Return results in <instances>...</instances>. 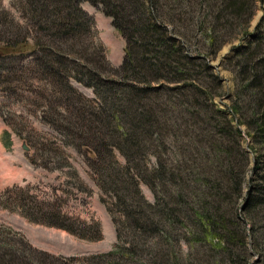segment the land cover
Segmentation results:
<instances>
[{"label":"trees","instance_id":"16d2710c","mask_svg":"<svg viewBox=\"0 0 264 264\" xmlns=\"http://www.w3.org/2000/svg\"><path fill=\"white\" fill-rule=\"evenodd\" d=\"M85 1L111 17L126 39L119 67H113L104 47L93 41L95 22L81 6ZM258 1L17 0L21 17L33 29H24L14 18L1 23L0 83L11 82L6 70L15 71L5 61L30 53L38 74L42 72L56 90L52 102L74 109V115L57 113L48 104L51 91L37 87L40 99L47 102L39 106L49 112L46 121L59 129L64 125L66 146L81 150L98 186L114 193L115 202L109 206L121 243L97 258H112L113 263L118 260L113 257L125 256L124 264H149L138 259L140 251L149 250L146 258L149 254L152 263L163 264L164 256L170 261L171 254L161 248L162 239L172 249L182 236L190 245L206 244L211 237L218 244L210 258L223 255L219 264H248L250 251L259 253L257 261L264 264V28L259 25V33L249 36ZM51 29L58 30L61 40L49 38ZM31 37L35 43H30ZM236 39L241 43L232 46L225 65L235 75L236 91L225 111L213 103L222 92V81L211 62ZM192 45L198 50L191 51ZM74 81L93 89L96 99L85 96ZM230 117L246 127L257 154L254 186L243 211L255 236L251 247L240 217L249 153L242 144V128ZM65 150L49 152L66 158ZM117 151L127 160L125 166ZM151 156L154 166L149 165ZM141 180L153 190L154 204L144 199ZM25 190L22 197L8 199L22 200L28 212L37 209L40 215L28 213L31 220L90 239L91 224L63 213L60 203L32 202L37 197H28ZM160 230L164 236L156 242ZM149 238L157 245L151 250L145 246ZM172 251L174 264H190L182 261L180 249ZM0 264L31 263L0 241Z\"/></svg>","mask_w":264,"mask_h":264},{"label":"rangeland","instance_id":"374dc122","mask_svg":"<svg viewBox=\"0 0 264 264\" xmlns=\"http://www.w3.org/2000/svg\"><path fill=\"white\" fill-rule=\"evenodd\" d=\"M16 1L0 0V32L5 29L4 24L1 23L11 18H14L16 23L21 24L24 29H33L21 17ZM184 4L190 5V2ZM81 6L84 10L87 7L94 13L93 41L104 47L109 61L110 58H117L116 55H119V57L124 55L122 58L123 63L127 42L123 34L114 26L112 18L108 16L111 18L112 23H106L105 21L109 18L89 2H82ZM99 15L101 16L99 17ZM259 25L264 28V1L260 0L257 2L255 15L251 21L250 37L259 33L262 29H257ZM49 31L52 32V37L49 38H52L55 42L61 40L56 34L58 30L51 29ZM249 36L243 42L250 40ZM197 37L202 38L200 34ZM29 40L30 43H35L34 37ZM194 42L195 40H191L192 44ZM240 43L236 39L233 43L226 44L211 62L213 70L220 76L222 81V92L214 96L213 103L225 111L231 107L236 91L235 75L230 69L225 68V65L228 58L233 54L232 46ZM190 50L198 49L197 46L192 45ZM19 59L21 62L16 61ZM31 59L32 57L28 53L23 57H13L6 60L7 67H13L15 71H12V68L6 70L5 74L12 77L11 82L0 83V241L8 246H13L15 252L17 251V255L24 256L25 260L31 264H124L125 256L113 257L118 259L113 263H111L112 258L108 261L97 258L99 255L114 251L115 246L121 243L114 216L111 212L112 208L109 206L111 202H115V196L114 193H108L98 186L95 181L94 170L87 166L82 151L73 146H66V134L63 132L64 125L59 129L46 121L50 117L49 112H45L39 106L40 104H47V102L40 99L36 92L37 87L42 89L47 87L48 91H51L52 96L50 99L47 97L48 104L54 107V111L57 110V113L63 112L62 114L66 115L72 112L74 115V109L65 103L52 102L53 96H56V90L51 86V81L44 79L45 76L42 72L38 74L35 68L36 65ZM110 63L115 67L111 61ZM73 84L88 98L96 99L93 89L77 81H74ZM230 118L232 119V117ZM232 121L237 128H242V144L249 153V163L246 171L247 184L243 190L244 198L241 200L240 217L245 222L247 242L251 247L255 236L250 235V224H247L243 211L247 193L254 186L253 167L257 154L251 149V140L246 134V127L244 125L240 127L237 121L233 119ZM60 122L62 121L58 120L57 123L61 124ZM5 130H8V132L3 136ZM24 143L27 144L29 150L24 148ZM213 143L214 141H210L208 145L211 146ZM64 148L68 155L66 158H61V156L55 155L56 153L49 152L50 150L55 152L57 149L64 150ZM89 155H91V152H89ZM116 155L121 165L125 166L127 160L123 155L118 151ZM151 157L152 160L149 165L154 166V156ZM77 186H80L81 189ZM26 187L29 189H26ZM139 187L144 199L154 204L156 198L153 190L142 180ZM24 190L28 197H37L33 198L32 202L46 199L54 203H60V209L63 213L91 224L89 225L91 226L89 228L90 239L81 238L66 229L41 220H31L28 213L36 216L37 209H31L28 212L22 200L8 199L9 197L11 199L22 197L21 191ZM38 214L40 215V213ZM114 215L119 216L118 213H114ZM162 226L166 228L168 223L163 222ZM183 227L180 230L186 231L187 229ZM98 234L99 238L93 237ZM159 236H164V230H160L157 234L156 242ZM156 242L151 243L149 238V245L145 246L151 250L152 244L157 247ZM162 242L161 248L163 247L167 254L172 255L173 248L180 249V254L184 257L182 261H187L190 264L192 261L195 264H207V262L208 264H219L218 260L223 259V255L218 256L217 260H215L216 258H210L214 256L215 247L218 244L217 238L210 237L206 244L190 245L182 236L172 249L168 248L166 241V244H164L163 239ZM122 245L126 247L127 242L122 241ZM261 248L260 246L259 249ZM147 251L149 252V250ZM148 252L140 251L138 259H147L149 264H154L148 259L149 254L146 258ZM250 254L251 261L249 260L248 264H259L257 261L260 258L259 253L250 251ZM50 255L53 256L52 259ZM171 255L169 256L170 261L164 256L162 263L174 264ZM189 255L190 258L188 259ZM211 259L214 261L212 262ZM155 264H158V262L156 261ZM221 264H228V261H223Z\"/></svg>","mask_w":264,"mask_h":264},{"label":"crops","instance_id":"0c3cea01","mask_svg":"<svg viewBox=\"0 0 264 264\" xmlns=\"http://www.w3.org/2000/svg\"><path fill=\"white\" fill-rule=\"evenodd\" d=\"M86 10L90 13V14H92L93 16H94V13H93V11H90L87 7H86ZM105 15V14H104ZM101 15H99V17H100ZM106 16V15H105ZM106 17H108V16H106ZM109 18V17H108ZM109 20V21H108ZM106 23H109V22H111L112 23V21H111V18H109V19H107V21H105ZM116 56H118L117 58H110V61L112 62V64L115 66V67H117V66H120L121 64H122V58H123V56L124 55H122V57H119V55H116Z\"/></svg>","mask_w":264,"mask_h":264},{"label":"water","instance_id":"95a60500","mask_svg":"<svg viewBox=\"0 0 264 264\" xmlns=\"http://www.w3.org/2000/svg\"><path fill=\"white\" fill-rule=\"evenodd\" d=\"M24 148H25L26 150H29V147L27 146L26 143H24Z\"/></svg>","mask_w":264,"mask_h":264}]
</instances>
